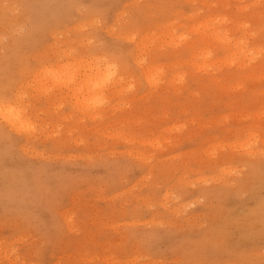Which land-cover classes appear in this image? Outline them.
Listing matches in <instances>:
<instances>
[{
    "label": "rangeland",
    "instance_id": "obj_1",
    "mask_svg": "<svg viewBox=\"0 0 264 264\" xmlns=\"http://www.w3.org/2000/svg\"><path fill=\"white\" fill-rule=\"evenodd\" d=\"M17 90L0 264H264V0H0Z\"/></svg>",
    "mask_w": 264,
    "mask_h": 264
},
{
    "label": "bare ground",
    "instance_id": "obj_2",
    "mask_svg": "<svg viewBox=\"0 0 264 264\" xmlns=\"http://www.w3.org/2000/svg\"><path fill=\"white\" fill-rule=\"evenodd\" d=\"M12 20V19H11ZM13 21V20H12ZM78 65V64H77ZM76 65V66H77ZM94 75L89 80L88 86H92L93 88H98L102 86L101 74L103 70L99 68H95ZM44 70L36 71L35 77L38 74H41ZM93 71V70H90ZM108 71V70H107ZM72 68L63 75H53V80L55 82L62 83H70L74 84ZM106 77L108 73H103ZM90 92V91H89ZM23 97V93L17 90L16 93L12 94L7 91H3L0 93V138H4L9 134L8 130L17 132H27L31 129L30 123L25 118L22 113L20 104L21 99ZM93 98V96L91 97ZM95 99V96H94ZM8 129V130H7Z\"/></svg>",
    "mask_w": 264,
    "mask_h": 264
}]
</instances>
